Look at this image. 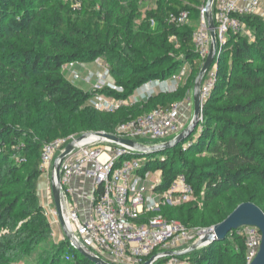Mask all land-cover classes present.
Masks as SVG:
<instances>
[{
  "label": "trees",
  "instance_id": "1",
  "mask_svg": "<svg viewBox=\"0 0 264 264\" xmlns=\"http://www.w3.org/2000/svg\"><path fill=\"white\" fill-rule=\"evenodd\" d=\"M64 1L0 0V54L4 50L10 52L9 64L7 63V66L5 63L0 64V167H5L8 172L17 175L20 167L28 163L31 158L28 152L36 156L35 162L31 165L32 191L26 198L28 208H23L22 213L23 219L27 222L23 230L15 234L13 231H10L8 235L1 233L8 228L12 230L16 226L15 212L19 208V203L16 200L3 202V199L7 197L4 188L8 185H17L19 180L14 178L15 180L4 181L0 174V264L19 262L20 258H23L19 255L20 252L30 253L28 245L41 243L49 238L51 226L46 219L43 207L38 203L39 179L44 174L41 169V151L44 143L69 135L81 137L86 133L101 131L113 134L120 124H125L132 119V116H129V113L125 114L124 110L121 116L116 117L121 109L115 113H107L99 112L88 105L92 94L83 92L69 81L67 82L62 74L64 66L72 62L83 64L95 62L99 58L104 59L113 75L130 76L125 78L126 80L119 78L115 83L124 89L125 94L104 91L105 94L122 100L130 98L149 80L169 79L176 74L182 63L191 64L195 70L201 71L202 67L193 37L198 27L180 30L167 19L171 14L187 11L192 20L194 13L199 14L200 8L206 7L207 0H182L166 12V20L162 19L165 10L160 6L161 2L160 9L148 14V18L161 26L164 36L180 39L186 51L180 60L173 62L174 64L164 72L156 74L157 76L148 74L136 78L133 76L136 72L134 64L146 62V56L139 50L133 53L130 49L122 47L123 44H130L132 39L129 34H123L122 31L113 32L110 23L114 20L115 8L108 10L106 0H78L80 10L75 13L73 9L63 4ZM41 11L52 12L53 30L40 32L38 29H32L31 24ZM199 16L195 21L200 20ZM241 20L245 26L249 24L254 29L255 35L258 36L257 41L250 42L242 34H230L222 53L230 52L234 75L240 76L242 81L253 83L258 73L256 69L250 68L249 64L256 60H264V19L260 16H244ZM200 23L201 21L199 25ZM15 32L27 37L28 43L30 39L34 41L40 37L38 41L47 42L50 53L39 52L37 44L30 43V45L26 43L29 46L27 50L17 53L13 45L3 43L4 39ZM118 39H121V42ZM166 62L168 60L156 59L153 65L162 67ZM117 67L120 68L119 71L116 70ZM214 85L204 109L207 110L216 95L223 91L222 96H230L231 99L238 100L241 98L242 102L238 101L230 105L227 112L245 119L256 118L253 120L254 126L260 128L257 133L250 131L248 127H241L234 123L230 124V127L225 125L219 129H213L210 122L206 123L197 139L190 140L192 137H189L181 144L184 146L190 142L187 150L197 153L208 152L214 158L213 163L207 164L208 167H198L187 163L184 158L177 157L176 152L171 153V149L143 157L146 162L145 171L158 170L162 173L161 184L155 188L158 193L167 191L179 174H185L196 196L205 190L207 197L212 199L224 198V195L232 190L240 189L244 184H250L251 190L245 192V195H235L231 201L224 199L223 208L216 212L213 220V225L216 226L243 203L252 202L264 212V151L259 148L264 146V140L261 141L264 137V119L259 116L264 112V96H252L254 86L244 85L241 81L231 83L229 76L219 68ZM145 104L146 109L150 106L155 109L160 108L158 98H151ZM167 109H171L170 106L165 108ZM16 113L19 118L16 122L10 123V118ZM21 144L24 147L17 151L16 147ZM15 155L25 158L26 163L12 164L10 158ZM252 178L256 182H251ZM34 209L38 210V213L36 218L32 219ZM165 218L170 220L166 216ZM185 224L188 226L187 223ZM225 241L230 244L220 246ZM234 241L237 243L234 244ZM222 242L187 254L186 256L191 257L187 260V264H225V262L226 264H248L247 245L237 231H233ZM62 248L60 252L62 255L68 254L67 259L59 254L53 255L54 259L50 264H59L61 258L62 264H93L68 241L65 240L62 243ZM186 256L178 257L179 262L181 263ZM154 264L170 263L169 259H162Z\"/></svg>",
  "mask_w": 264,
  "mask_h": 264
},
{
  "label": "built area",
  "instance_id": "2",
  "mask_svg": "<svg viewBox=\"0 0 264 264\" xmlns=\"http://www.w3.org/2000/svg\"><path fill=\"white\" fill-rule=\"evenodd\" d=\"M145 1V0H141ZM213 21L217 37V56L220 57L227 44L230 34H242L245 23L241 18L254 16L262 8L261 0H215L213 4ZM201 23L193 35L196 52L202 65L210 55L212 37L209 25L204 17L203 9ZM168 22L179 27L190 21L187 11L171 14ZM104 67L105 75L93 86L91 98L88 100L97 111L115 113L125 105V100L104 93L105 90L120 93L123 88L108 81L110 68L104 59L94 62ZM72 62L63 67H75ZM172 75L169 80L177 82L182 74ZM217 79V69H212L205 77L201 87L202 107L210 98ZM182 113L178 107L150 111L141 117L117 127L111 134L123 139L137 141L138 139L162 140L166 137H177L183 130ZM106 133L104 131H101ZM100 132V133H101ZM80 137L69 135L43 145L41 151V169L45 173L54 174L53 165L71 143L75 147L61 163L60 185L65 197L74 196L77 190L72 186L74 179L82 183L91 182L90 206L84 215L78 208H69L71 232L79 243L109 264H144L153 257L158 260L169 259L170 264H181L178 257L166 258L163 254L169 252H184L207 232L196 236L186 224L167 220L162 214V208L171 205L179 206L195 200V190L188 182L185 174H179L167 191L158 193L155 188L161 183L159 179L152 182V174L145 171V158L138 156L130 147L115 144L106 138L88 137L77 142ZM16 147L19 151L23 148ZM19 160L25 161V158ZM151 185L152 196L147 197ZM55 217L57 211L54 212ZM245 239L247 245L246 260L248 264L257 256L261 247V232L258 228L249 226L237 231ZM72 246V245H71Z\"/></svg>",
  "mask_w": 264,
  "mask_h": 264
},
{
  "label": "rangeland",
  "instance_id": "3",
  "mask_svg": "<svg viewBox=\"0 0 264 264\" xmlns=\"http://www.w3.org/2000/svg\"><path fill=\"white\" fill-rule=\"evenodd\" d=\"M181 1L182 0H106V8L108 10L115 8L114 20L110 23L113 28V32L122 31L123 34H129L130 39H132L130 44H123L122 47L130 49V52L133 51V53L135 50H139L141 54H144L146 56V62H137L134 64V69L136 72L133 74V76L135 78L140 77L141 75L147 76L148 74H160L164 72V70L168 69L172 64H174L175 61H178L180 60V58L183 57L184 52L186 51V47L181 42V40L174 36H164L161 26L156 23L153 19L148 18L149 13L157 11L158 9H160V6H162V8L165 10L164 17H162V19L166 20V12L174 8L175 5L180 3ZM261 3V10L257 15L254 16H260L262 19H264V0H261ZM63 4L65 6L67 5L70 9H73L75 13H78L80 10V1L78 0H65ZM203 9L205 8H200L199 14L194 13L192 20L188 21V23L180 24L178 29L187 30L189 28L198 27L199 21H201V18L203 16ZM198 16L200 17V20L195 21L198 19ZM204 17L206 18V14H204ZM52 22V12L49 13L46 11H41L35 17L34 22L31 24V26L32 29H38L40 32L50 31L53 30ZM242 36L247 37L250 42H256L258 37L255 35L254 29L249 24L244 27ZM40 39V37H37V39H35L34 41L30 39L29 43L33 45L37 44L39 52L50 53L49 45L47 44V42L43 41V43H40V41H38ZM118 40H120L121 42V39ZM3 43L7 45H13L16 48L17 53L27 50L29 48L28 45H30L28 43L27 37L20 34L19 32H15L14 34L8 36V38L3 40ZM26 43H28V45H26ZM9 55V50H4L3 53L0 54V64L5 63V65L7 66L9 64ZM156 59H165L168 60V62L164 63L162 67H154L153 63ZM179 66L180 69L175 72L176 74H180L182 68H185L186 70V72L181 75L179 81L173 82L171 81V79H165L164 81H161L159 78L149 80L139 89H137L130 98L125 100V105L120 108L121 110L117 112L116 117L121 116L123 114L121 113L123 110L125 111V114L129 113V116H132L131 120H133V118L141 117L149 113V111H151L152 109H155V107L152 106H150L149 109H146L145 102H148L151 98H158L160 100V108H162L163 110H165L167 106H170V108L176 106L180 109L182 116H184L185 118L184 121L182 119V131L186 130V128L190 126L194 119V84L197 76L200 73V70L193 69L191 67V64L182 63ZM249 67L256 69L258 73L257 78L253 83L247 82L246 80L242 81L239 78L240 76H236L232 73L230 52L228 51L226 52V54H223L220 57H218L216 54L214 62L212 63V66L210 67L208 73L212 69L219 68L227 76H229L231 83L241 81V83L244 85L246 84L250 87L254 86L252 96H264V60H256L250 63ZM116 70L119 71L120 68L117 67ZM62 71V74L64 75V78L67 82L69 81L78 89L88 93H91L93 91V86L96 85L99 82L100 77L105 75L106 73L104 67L96 65L94 62L76 64L75 67H68L66 70L62 69ZM119 78L126 80L127 78H130V76H119L117 74L113 75L112 73L111 75H108V81L110 82L113 81L114 83H116ZM119 94H125L124 89ZM223 94L224 91L221 94L216 95L213 100V103L209 106L207 110L204 109L205 105L201 107L200 115L198 117L199 121L197 126L189 136L192 137V139L190 140H193L195 138L197 139L203 129V126L208 122H210V126L213 127V129H219L225 125L230 127V124L233 123L241 125V127H248L250 131L256 133L257 130L260 129L258 128V126H254L255 121L253 120H255L256 118L245 119L241 116H236L231 113L229 114L227 112V108H229L230 105L237 103L238 101L242 102V100L241 98H239V100L231 99L230 96H222ZM259 116L261 118L263 117L264 119V112ZM18 118L19 116L17 113L13 114L9 122L14 123V121L16 122ZM177 137H166V139L162 140L138 139L136 142L147 147L159 146L171 142ZM262 139L264 140V137L261 138V141ZM46 143L47 142H45L44 144ZM188 144H190V142H188ZM188 144L184 146L180 144L177 147H172L168 149H171V153L176 152L177 157H181L182 159L184 158L187 163L193 164L198 167H208L207 164L214 162V158L206 151L197 153L196 151L187 150L189 146ZM259 148L261 151H264V146ZM152 154L154 155L157 153H150L149 156ZM28 155H30L31 157L28 163H26V160H19L21 159L19 155L11 156L10 162L12 161V164H14V162L18 164L26 163L25 165H22L20 167V172L17 175L8 172L5 167H0V174L2 175V180H15L16 178H18L19 180L17 185H8L4 188V193L7 197L3 199V202H15L16 200L19 203V208L15 212L17 215L14 221V223H16V226H14L12 230H10L9 228L4 230L1 233L2 235H8L11 233L10 231H13V234H15L18 231L23 230L24 224L27 222V220L23 219L22 213L23 208H28L26 198L28 194H30V192L32 191V183L30 179V175L32 174L31 165L36 160V156L33 155L31 152H28ZM137 155L141 157L148 156L141 153H137ZM157 171H153L155 173L152 174V182H155L159 179L160 173H156ZM251 180V182H256L254 178H252ZM52 183L53 174L44 172V174L39 179L38 203L40 206L43 207L46 213V219H48L51 226L49 238H47L44 242L28 245L30 246V253L28 254H24L25 252H20L18 250V252H20L19 255L23 256V258H20V261L14 264H50L52 262V259H54L53 255L57 254L67 259L68 254L65 253L62 255L60 250L63 249L62 243L65 240L69 242V240L63 232L59 218L57 216L55 217L54 214V212L56 211V206L53 199ZM150 187L151 185L147 186V197L153 195ZM250 190L251 185L244 184L240 189L232 190L231 192L225 194L224 198L216 199L208 198L205 190H202L198 196L195 195V200L191 202H186L183 205L179 206L168 205L162 208V213L171 221H175L182 224L187 223L188 227L194 231L195 235L200 236L201 233L207 232L214 227V217L216 215V212L223 208L225 204L224 199L231 201L235 195H245V192H248ZM253 192L255 191L253 190ZM68 199L70 200L69 195L67 196V201ZM37 213L38 210L34 209L31 218L33 219L35 216H37ZM233 243L235 244L237 243V241H234ZM224 244L229 245L230 243L228 241H225L222 242L220 246H223ZM190 258V256H186V258L183 259L181 263L187 264V260ZM61 261L59 264H62Z\"/></svg>",
  "mask_w": 264,
  "mask_h": 264
},
{
  "label": "water",
  "instance_id": "4",
  "mask_svg": "<svg viewBox=\"0 0 264 264\" xmlns=\"http://www.w3.org/2000/svg\"><path fill=\"white\" fill-rule=\"evenodd\" d=\"M215 0H207L206 7L204 9L206 14V20L208 21L209 25V32L210 37H212V46L210 50V55L208 56L207 60L201 67V71L196 78L195 81V89H194V102H195V111H194V119L190 126L186 128V130L182 131L181 135H179L176 139L171 142H168L164 145L159 146H143L136 141H131L127 139H123L120 137L113 136L109 133L103 132H93V133H86L85 135L81 136L77 142H81L86 140L88 137H97V138H106L112 141L115 144H120L123 146H127L132 148L138 153L149 155L150 153H159L168 148H172L181 144L184 140H186L199 121V115L202 107L201 102V87L202 82L205 79L212 63L214 62L216 56V48H217V37H216V30H215V21H213V4ZM75 147V143H71L70 146L66 148V150L56 158L54 165H53V199L56 206L57 217L61 223L62 229L64 234L67 236L70 244L76 250H78L86 259L90 260L93 264H109L106 261L104 262L100 258H98L95 254H93L90 250L85 249L81 243L77 240L75 235L71 232L68 226V222L65 218V197L62 190V186L60 185V178H61V170L60 166L64 158L69 155L70 151H72ZM255 227L258 228L261 232V247L257 256L252 260L250 264H264V212L254 203L248 202L239 205L232 211V214L226 218L223 222L218 223L212 229H210L206 234H204L198 241L193 243L189 248H187L184 252H169L163 254L164 257H181L186 256V254L201 250V248L207 247L211 244L222 242L228 238V236L233 233V231H238L243 227ZM158 261L157 257H153L149 261L144 264H154Z\"/></svg>",
  "mask_w": 264,
  "mask_h": 264
},
{
  "label": "crops",
  "instance_id": "5",
  "mask_svg": "<svg viewBox=\"0 0 264 264\" xmlns=\"http://www.w3.org/2000/svg\"><path fill=\"white\" fill-rule=\"evenodd\" d=\"M182 118L184 121V116H182ZM72 186H74V188L77 190V194L74 196H70V200L68 199L67 205L69 206V208H78L79 212L84 215L85 213H87L86 211L88 210L91 203L88 197L90 195V190L93 188V185L89 181L87 183H82L79 179H74L72 181Z\"/></svg>",
  "mask_w": 264,
  "mask_h": 264
},
{
  "label": "bare ground",
  "instance_id": "6",
  "mask_svg": "<svg viewBox=\"0 0 264 264\" xmlns=\"http://www.w3.org/2000/svg\"><path fill=\"white\" fill-rule=\"evenodd\" d=\"M64 213H65V218H66V220H67V222H68V226H69V229L71 230V226H70V218H68V214H67V205L65 204V208H64Z\"/></svg>",
  "mask_w": 264,
  "mask_h": 264
}]
</instances>
